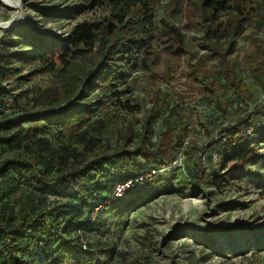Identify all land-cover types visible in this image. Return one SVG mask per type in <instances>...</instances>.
<instances>
[{"label": "rangeland", "instance_id": "rangeland-1", "mask_svg": "<svg viewBox=\"0 0 264 264\" xmlns=\"http://www.w3.org/2000/svg\"><path fill=\"white\" fill-rule=\"evenodd\" d=\"M118 1L20 0L18 14L0 2V23L17 18L15 26L0 29V48L11 53L0 74V122H12V130L23 127L27 144L28 126L38 128L74 103L89 112L85 130L97 140L82 155L85 160L133 152L142 140L154 149L160 140L163 154L151 162L160 171L130 201L110 205L90 222L89 199L65 180L44 174L41 159L33 170L46 182L27 169L20 189L0 201V210L15 212L28 200L50 207L65 203V212L78 214L67 231L79 237L87 255L77 258L58 242L33 239L30 256L40 264H264V163L226 159L241 144L264 156V136L247 119L250 114L258 118L256 126L264 124V0H234L214 18L203 0H151L150 24L143 5L124 0L119 7ZM82 25L95 33L77 41ZM127 32L133 39L139 35L142 44L121 67L125 52L108 47L117 46L115 33ZM39 35L45 36L40 42ZM56 42L63 58L51 67L40 55ZM106 64L122 71L109 83L100 79ZM228 71L241 92L226 83ZM163 74L173 78L166 82ZM166 128L173 132L162 135ZM40 136L51 147L60 144L54 132L36 131ZM122 156L129 170L130 160L147 163L141 154ZM179 156L180 168L162 170V160L172 163ZM193 161L206 170L201 186ZM238 168L240 177L228 176ZM120 169L108 161L101 186ZM214 176L226 181L217 184ZM65 227L60 224L61 233ZM50 251L53 258L47 259Z\"/></svg>", "mask_w": 264, "mask_h": 264}, {"label": "trees", "instance_id": "trees-1", "mask_svg": "<svg viewBox=\"0 0 264 264\" xmlns=\"http://www.w3.org/2000/svg\"><path fill=\"white\" fill-rule=\"evenodd\" d=\"M119 1V7L123 6L122 4H124V0ZM133 1L136 4L140 3L143 5V18H145L146 22L150 24L152 22V12L150 9L151 0ZM233 2L234 0H203L202 5L204 6V10L209 12V17L214 18L217 14L216 12L231 9ZM1 7L2 4L0 3V9ZM114 15L117 17L119 16L118 14ZM94 33L95 32L93 28H90V25H82L76 29V40L82 41L89 39ZM131 34L130 32L124 33V35L115 33L114 38L117 39V42L115 41L117 46L113 48L114 44L111 42L108 47H112L111 49H114L115 52L118 50L121 51L122 49V51L125 52L120 59L121 63L118 62L119 65L122 64L121 67H123L124 63L125 65L130 63L131 57L140 49V45L142 44L139 35L136 36L137 38L133 39ZM44 37V35H39L37 41H42ZM104 40L109 41L107 38ZM59 47L60 46L57 42L51 44L47 51L40 55L42 62L50 64L51 67L62 62L63 54L57 53ZM109 53L113 55V52ZM10 54L11 53L5 46L0 48L1 75L5 73L6 69H8L5 67L8 64L7 61ZM105 54L104 57L106 56ZM106 65L107 71L104 72L105 74L100 78L103 82L106 81L109 83L112 77H118V75L122 74V71H117L116 68H113V65ZM225 75V81L228 83L231 90L234 92H241L242 90L236 84L233 72L228 71ZM172 78L173 76L169 74H163V80L166 82L170 81ZM5 96H7L6 93ZM12 102L14 105L17 103L15 99H12ZM3 103L4 101H1L0 105H3ZM35 104L42 107L43 102L35 100ZM55 115L56 116L53 119L48 118V122L39 125L38 128L28 126L26 133L28 135L32 134V136L27 144L25 142L27 135L22 133L24 130L23 127L19 126L17 129L12 130V122H0V201L20 189L22 181L25 178V171L30 168L31 175L37 177L42 183H45L47 180V177L44 176V174L51 173V175L57 177L58 180H65L68 187L79 189L81 194L87 197L90 201L88 212L89 221L95 222L110 205L118 204L122 201H130L136 195L137 188L145 184L148 179L155 176L148 178L131 190L128 197L115 198L114 187L118 182L139 174H145L151 168L158 169L156 166L152 165L151 162L154 161L153 159H157L163 154L162 150L159 149V145L163 143L159 140L158 147L153 149L142 140L140 146H138L133 152L127 151L118 155L100 153L96 154L90 160H85L82 155H84L87 149L93 150L97 142V140L92 138L89 135V132L85 130V124L90 119L89 112L85 109H78L73 103L67 108L57 112ZM247 119L254 125L256 132L264 136V124H258V126H256L255 123L257 121L259 122V120L256 116H251L250 114ZM170 130L173 132V129L166 128L162 132V135H165ZM36 131H44L46 133L54 132L59 140V146L56 148L51 147L47 138L41 136L36 137ZM227 131L229 132L228 135L233 136L235 134L232 131ZM244 138L245 136L242 133L238 136V139L243 140ZM5 144H7L9 148L4 146ZM75 144L79 146L81 145V149L76 150ZM10 149H13L14 152L10 153ZM125 153L130 155L131 158H134L137 154H141L147 159V163H138L137 161L130 160L134 167L129 170L126 167V161L121 158ZM41 159L43 161L44 174L38 176L33 169H35L36 163ZM226 159H228L229 162L233 161L241 165H245L249 162L264 163V156L257 155L255 147L251 146V144L239 145L238 149ZM108 161H111L112 163L118 162L121 169L118 174L113 176L114 178H111L109 184H106L107 186L103 187L101 186L100 180L103 177V171H107L106 164ZM170 161V159L162 160L160 164L164 167L168 165ZM201 165L199 162L193 161L194 180L199 186L204 182L206 173V170H204L205 168ZM125 170L129 172L124 173ZM240 172L241 169L238 168L234 172L230 171L228 176L240 177ZM221 180L226 181V178L224 176H214L212 178V181L217 184H219ZM64 204L65 203H59L50 207L45 206V204L33 205L28 200H22L19 203V209L15 212L13 210H11V212L0 210V264H40L37 260L38 258L33 257V255L30 256L34 247L33 239L47 241L49 245L58 242L59 247L62 248L64 252L66 251L77 258H84L87 253L82 249L79 237H73L71 232L67 231V228L70 229L79 220L78 214L74 212L71 214L70 212H65ZM97 206H101V208L96 211L94 217H91ZM61 223H64L66 226L64 228L66 229V232L64 233L60 232ZM24 238H26L25 243L23 242ZM51 253V251L46 253L47 259L53 258Z\"/></svg>", "mask_w": 264, "mask_h": 264}, {"label": "built area", "instance_id": "built-area-1", "mask_svg": "<svg viewBox=\"0 0 264 264\" xmlns=\"http://www.w3.org/2000/svg\"><path fill=\"white\" fill-rule=\"evenodd\" d=\"M183 158L181 156L174 159L172 163H169L168 165L164 166L162 170L169 168L171 166L174 167H180L182 165ZM160 169L151 168L147 173L145 174H139L134 177L128 178L126 180L118 182L114 187V197L115 198H125L130 195L131 190L136 188L139 184L143 183L148 178L156 175ZM101 206H97L94 210L93 217L95 216V213L97 210H99Z\"/></svg>", "mask_w": 264, "mask_h": 264}, {"label": "bare ground", "instance_id": "bare-ground-1", "mask_svg": "<svg viewBox=\"0 0 264 264\" xmlns=\"http://www.w3.org/2000/svg\"><path fill=\"white\" fill-rule=\"evenodd\" d=\"M3 1L5 2V4L9 5L8 8H10L13 11H16L18 14L19 8H20V0H3ZM15 19H17V18H14V20L6 21L4 23L14 22V21H16ZM4 23H2V24H4ZM13 26H15V24L11 25V26H6V27H13ZM6 27H3V28H6Z\"/></svg>", "mask_w": 264, "mask_h": 264}, {"label": "water", "instance_id": "water-1", "mask_svg": "<svg viewBox=\"0 0 264 264\" xmlns=\"http://www.w3.org/2000/svg\"><path fill=\"white\" fill-rule=\"evenodd\" d=\"M0 2H1L2 4H4L6 7H9V5L5 4V2H4L3 0H0ZM16 23H17V21H14V22H8V23H4V24L0 23V29L3 28V27H6V26L14 25V24H16Z\"/></svg>", "mask_w": 264, "mask_h": 264}]
</instances>
